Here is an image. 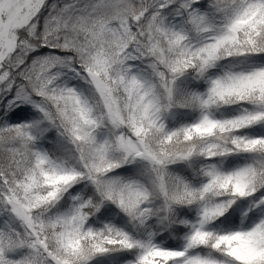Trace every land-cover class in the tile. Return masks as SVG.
<instances>
[{
	"label": "snow or ice",
	"instance_id": "snow-or-ice-1",
	"mask_svg": "<svg viewBox=\"0 0 264 264\" xmlns=\"http://www.w3.org/2000/svg\"><path fill=\"white\" fill-rule=\"evenodd\" d=\"M0 264H264V0H0Z\"/></svg>",
	"mask_w": 264,
	"mask_h": 264
}]
</instances>
